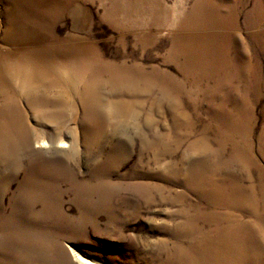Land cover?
<instances>
[{
  "label": "rangeland",
  "instance_id": "obj_1",
  "mask_svg": "<svg viewBox=\"0 0 264 264\" xmlns=\"http://www.w3.org/2000/svg\"><path fill=\"white\" fill-rule=\"evenodd\" d=\"M10 102L50 139L30 102L62 104L74 155L5 140ZM63 250L264 264V0H0V264Z\"/></svg>",
  "mask_w": 264,
  "mask_h": 264
},
{
  "label": "bare ground",
  "instance_id": "obj_2",
  "mask_svg": "<svg viewBox=\"0 0 264 264\" xmlns=\"http://www.w3.org/2000/svg\"><path fill=\"white\" fill-rule=\"evenodd\" d=\"M67 58V57H66ZM126 65L122 64V65H109L107 68V71L109 74V80L111 81V83L115 88H119L120 84L122 83L121 81L125 80L127 78V76L125 75V69H126ZM102 77V73L98 72L97 77H96V84H94V87H92L93 89L96 88V85H98L102 79L100 78ZM41 79H38L37 77L34 78V86L36 88H49L48 86L43 85L44 83L42 81H40ZM123 91L125 92L126 95H123L124 97H120L117 102H116V106L118 109L120 108H128L126 106V104L124 103V101L121 100H125L126 97H131L134 98L136 93H145L143 87L138 90V88H136V93L134 94L135 91L129 90V89H123ZM93 91H91L92 93ZM94 93V92H93ZM7 98V96H6ZM98 100L95 99L94 103H97ZM126 101V100H125ZM11 103V102H10ZM9 103V104H10ZM58 103L55 102H50L49 104H45L44 102H41V105H38L37 102L35 104H32L30 102V107L33 109V115L35 116L36 120H39L41 122V125H47L50 127H53V129L55 130V133L52 136V139L47 137L48 132L46 131V133H42L41 135L38 134V129L32 127L30 124L28 125L27 123V118L26 115L20 111V109L17 107V105L15 104V102H12L6 109V114L10 115V119L12 116V121H11V125H14L16 134L15 136H9V133L12 134V132H8V136L3 137L5 140L8 139L9 141L11 140H17L18 145L19 143L24 144L25 146H30L32 144V141L35 140L33 142V144L36 147H40L42 149L44 148H49V147H57L59 149V151H62L63 149H68L71 148L72 150V155H74L73 153L75 152V147L73 148L72 145H70L65 139H61V136L59 135L58 131H56V127H60L64 124V118L65 115L62 111V104L60 105V107L57 105ZM47 106H49L50 108L52 107V110L49 111L48 114L44 115L42 113H38V108L41 109H45ZM42 114V115H40ZM13 117H15L13 119ZM57 145V146H56ZM13 149L15 148V146H11ZM20 149L22 150H28V148L20 146ZM66 160V157L63 156V161ZM3 162H7L8 160L6 158H3L2 160ZM43 163L44 160H36L35 161V169L40 170L41 168H43ZM67 163V162H66ZM19 168V167H18ZM211 199H213L214 197L212 195H210ZM205 198V197H204ZM206 200H208L207 198H205ZM209 201V200H208ZM73 252V251H72ZM73 255L75 257V260H77V262L81 263V264H99L97 262H94L92 260H89L85 257H83L82 255L76 253L75 251L73 252ZM57 259L59 261L60 264H65L67 262L66 260V255L64 253V250L57 256Z\"/></svg>",
  "mask_w": 264,
  "mask_h": 264
}]
</instances>
